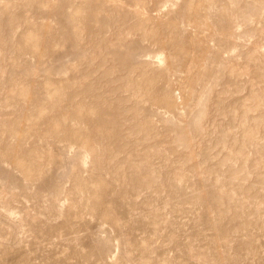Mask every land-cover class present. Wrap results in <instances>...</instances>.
I'll list each match as a JSON object with an SVG mask.
<instances>
[{
	"label": "rangeland",
	"instance_id": "374dc122",
	"mask_svg": "<svg viewBox=\"0 0 264 264\" xmlns=\"http://www.w3.org/2000/svg\"><path fill=\"white\" fill-rule=\"evenodd\" d=\"M0 264H264V0H0Z\"/></svg>",
	"mask_w": 264,
	"mask_h": 264
},
{
	"label": "bare ground",
	"instance_id": "6f19581e",
	"mask_svg": "<svg viewBox=\"0 0 264 264\" xmlns=\"http://www.w3.org/2000/svg\"><path fill=\"white\" fill-rule=\"evenodd\" d=\"M152 181V180H151Z\"/></svg>",
	"mask_w": 264,
	"mask_h": 264
}]
</instances>
